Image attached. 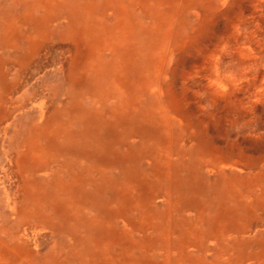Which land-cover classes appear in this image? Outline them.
Here are the masks:
<instances>
[{
  "label": "rangeland",
  "instance_id": "1",
  "mask_svg": "<svg viewBox=\"0 0 264 264\" xmlns=\"http://www.w3.org/2000/svg\"><path fill=\"white\" fill-rule=\"evenodd\" d=\"M106 1L0 0V264H264V0L130 9L123 91Z\"/></svg>",
  "mask_w": 264,
  "mask_h": 264
},
{
  "label": "bare ground",
  "instance_id": "2",
  "mask_svg": "<svg viewBox=\"0 0 264 264\" xmlns=\"http://www.w3.org/2000/svg\"><path fill=\"white\" fill-rule=\"evenodd\" d=\"M146 1L147 0H120L117 4V7L116 6L113 7V9H115L116 12H115V14L113 13L114 18H113L112 23H113L114 32L111 34L112 37L109 38L110 40L107 41L104 37H102L99 28L94 27L92 29V31L97 33V34H95L96 37L94 39L88 41V43H86V64H89V65L93 61V59L98 55L97 53L99 51H102L106 46L109 47L108 50H113L112 49L113 46H116V45L121 46V48L123 49V52H122L121 56L118 57L116 62H115L116 73H115L114 83H115V85L117 84L118 86H120L122 91L126 88L127 83L129 81L130 82L134 81L133 78H130L128 76L131 73V70L134 69L133 68L134 67V57H133V52L131 51L132 50L131 46L134 45V34H133V26L130 23V20L128 17L129 16L128 11L130 9L138 8L139 6L144 8L146 5ZM111 2H112V0L106 1V3H108V5H110ZM91 3H92V0H89L88 5ZM108 5L102 6V7H104V10H106ZM90 11H92V10H89V9L85 10L84 9L83 14L85 15V12H90ZM79 31H82L81 33H83V34L85 33V29L83 27H80ZM80 36H82V35H80ZM74 38H77V37H74ZM26 40L29 43L33 42V39L32 40L30 39L31 40L30 41L29 37ZM10 43L15 45L13 41H10ZM168 51H170V49L167 46L163 50V53H161L163 55V57H162L160 63L164 64V61L167 57L166 55L169 53ZM93 65L94 64H92L91 67ZM147 66H148V64H147ZM164 96H166V95H164ZM40 102H42V101H40ZM168 128L170 129L171 125L168 124Z\"/></svg>",
  "mask_w": 264,
  "mask_h": 264
}]
</instances>
